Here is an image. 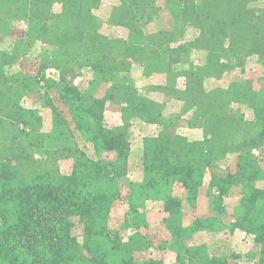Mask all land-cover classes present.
Segmentation results:
<instances>
[{
	"label": "rangeland",
	"instance_id": "374dc122",
	"mask_svg": "<svg viewBox=\"0 0 264 264\" xmlns=\"http://www.w3.org/2000/svg\"><path fill=\"white\" fill-rule=\"evenodd\" d=\"M31 1L9 0L0 19V166L16 168L9 190L51 186L68 199L40 256L22 250L20 264H260L264 0H223L211 20L199 15L206 0L133 1L132 24L114 17L119 0H91L86 31L82 0L41 5L85 44H124L102 67L95 52L67 57L31 32ZM185 5L200 18L178 14ZM100 134L117 151H101ZM160 152L173 171L166 201L131 203ZM239 156L255 180L236 176ZM98 188H109L104 209Z\"/></svg>",
	"mask_w": 264,
	"mask_h": 264
},
{
	"label": "trees",
	"instance_id": "16d2710c",
	"mask_svg": "<svg viewBox=\"0 0 264 264\" xmlns=\"http://www.w3.org/2000/svg\"><path fill=\"white\" fill-rule=\"evenodd\" d=\"M53 0H32L31 6H29V28L31 32H37L42 36V41L55 45L58 49L62 48V44L66 45L68 48H62L64 56L75 57L79 54H89L95 52V56L98 59L99 66L102 67L104 64H108L111 61L114 52L117 48H121L124 44H118L108 39H105L103 43L95 44H85L81 40V33H73L69 29H64L63 31L58 30V27H61V24L58 22L60 20L59 16L54 17L51 13V7L49 6L41 7L43 4H48ZM81 1V0H79ZM91 0H82L79 5H85V8H80L79 15L83 23L84 29L88 26L89 11L86 7V4ZM133 1L141 2L142 9H146L144 3L146 1L141 0H119V5L116 12L113 15L117 19L118 23L132 24L134 22V17L132 16L131 5ZM205 1V0H204ZM223 0H206L205 1V12L199 14L205 19H213L215 13L220 9V5ZM9 0H0V19H4L5 8L9 6ZM148 2V1H147ZM40 5V6H39ZM185 5L178 14H182L183 18L189 16L190 19H193L195 16L200 18L196 12H189L188 7ZM82 7V6H81ZM194 10V8H193ZM147 11V9L145 10ZM195 11V10H194ZM176 13V14H177ZM196 18V19H197ZM264 28V26H263ZM264 34V30L262 32ZM50 34V35H49ZM44 36V38H43ZM264 40V35H261ZM261 39V40H262ZM139 51V48L135 49ZM110 65V64H109ZM93 66H95L93 64ZM100 137V150L103 152H114L118 149V141L115 137H110L108 135H99ZM195 153V152H193ZM192 154V151H191ZM201 154V153H200ZM198 153V162L197 165L205 164L203 159L204 155ZM189 156V155H188ZM186 155L185 164H191L190 158ZM147 161L149 168L144 170L142 182L137 185V198L133 195L129 198L132 203L134 200L141 202L143 199H164L166 201L164 184L165 181L169 179V175L172 170H169V167L172 163L170 158L163 152H160L158 155L147 156ZM207 158V156L205 157ZM238 162L241 160V156L237 158ZM177 161H174L176 163ZM171 163V164H170ZM2 164V163H1ZM5 164V162L3 163ZM184 165V166H186ZM183 166V167H184ZM237 172L236 176L242 177L245 181L255 180L254 171L249 170V166H244L242 163L236 165ZM171 172H169V171ZM99 174V172H97ZM186 173V172H185ZM16 168L12 165H1L0 166V264H20L24 263V259L19 260V252L24 250L27 252H35L36 256H40L37 253V246L44 245L40 241L44 239L46 234L51 227H53L54 219L57 217V213H62L60 208L63 205V200H67L68 197L64 196V192L60 194L59 188L52 189V187L43 188V190L37 189H24L22 191L9 190L6 186V183L11 185L12 180L16 179L15 176ZM15 176V178H14ZM5 178H7L5 180ZM107 182L110 187L114 184L113 180L107 179L105 183L102 184V188L106 186ZM109 187V188H110ZM98 188L96 191L97 196L94 200H99L100 198V207L103 208L104 202L109 194V188L104 190ZM160 188H163L161 190ZM258 191L255 190L251 196V200L255 202V199L262 197L258 196ZM144 196V197H143ZM135 198V199H134ZM173 205L177 203L175 199L170 200ZM169 201V202H170ZM108 205V199L106 201V206ZM47 209V210H46ZM104 209V208H103ZM44 210L45 213L40 214L39 212ZM99 217L104 216V212H99ZM99 217H95L96 219ZM238 216L236 217V219ZM252 218V216H250ZM254 219V217H253ZM104 221L100 222L103 223ZM255 222V221H254ZM100 226L101 224L98 223ZM55 228H52L54 231ZM53 234V233H52ZM259 240H263V235L260 233L258 236ZM99 240L97 236L88 239L89 243H96ZM73 246L75 245L74 242ZM57 244L53 242L49 245V249H53ZM100 245L96 244V248H99ZM64 253H67L63 250ZM49 264V263H46ZM260 264H264V254L263 258L260 261Z\"/></svg>",
	"mask_w": 264,
	"mask_h": 264
}]
</instances>
